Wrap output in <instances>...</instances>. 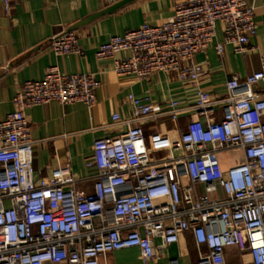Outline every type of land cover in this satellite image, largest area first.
I'll return each mask as SVG.
<instances>
[{
	"label": "built area",
	"instance_id": "obj_1",
	"mask_svg": "<svg viewBox=\"0 0 264 264\" xmlns=\"http://www.w3.org/2000/svg\"><path fill=\"white\" fill-rule=\"evenodd\" d=\"M13 1L0 0L6 15ZM253 17L245 0H184L162 25L142 24L96 49L95 58L111 61L117 76L147 82L160 74L196 90L191 105L170 100L162 108L129 95V117H111L124 130L92 144L89 193L78 190L83 181L68 165L34 179L25 113L51 102L91 109L99 81L52 67L40 80L23 82L14 111L0 122V264H99L128 249L155 264V251L186 233L196 247L190 264H227V250L238 253L239 264L245 256L264 264V55L258 71L226 80L221 96L197 87L205 72L192 62L214 44L217 28L218 57L226 46L245 55L257 30ZM49 47L56 57L83 55L70 32L52 37ZM182 115L189 116L184 129L154 159L141 124Z\"/></svg>",
	"mask_w": 264,
	"mask_h": 264
},
{
	"label": "crops",
	"instance_id": "obj_2",
	"mask_svg": "<svg viewBox=\"0 0 264 264\" xmlns=\"http://www.w3.org/2000/svg\"><path fill=\"white\" fill-rule=\"evenodd\" d=\"M119 0H14L8 15L0 6V122L14 111L13 99L23 82L40 80L45 71L56 67L63 75L94 74L100 83L95 92V104L88 109L83 104L62 106L55 102L35 105L26 113L30 127L33 151L34 179L49 178L55 166L68 165L72 174L81 179L80 192L91 191L89 170L85 163L91 155L92 144L97 139L111 137L125 127L113 126L111 117L121 119L130 115L127 97L150 98L158 107L170 100L191 105L195 90L186 82L172 81L164 75H154L144 82L132 76H117L111 61L97 60L96 49L116 35L137 29L142 24L160 26L172 17L176 5L184 0H135L128 6L97 18L72 33L83 55L56 57L49 47V40L61 33H68L75 24L103 11ZM264 0H245L254 9L253 21L257 27L249 41L245 55H237L233 47L226 46L222 56L214 51L215 42H221L217 28L214 44L193 57L201 65L204 75L198 88L212 95L224 94L223 83L232 76L245 78L259 70V58L264 55ZM128 56L119 55L118 58ZM188 115L177 122L160 117L154 122L141 124L147 151L156 160L164 157L168 141L178 138L185 127ZM160 246V241L155 240ZM227 264H239L238 253L225 251ZM196 259L192 235L186 233L179 242L158 252L155 264H190ZM246 264L249 258L243 257ZM99 264H144L137 249L121 250L99 260Z\"/></svg>",
	"mask_w": 264,
	"mask_h": 264
},
{
	"label": "water",
	"instance_id": "obj_3",
	"mask_svg": "<svg viewBox=\"0 0 264 264\" xmlns=\"http://www.w3.org/2000/svg\"><path fill=\"white\" fill-rule=\"evenodd\" d=\"M135 0H119L117 1L116 3L112 4L111 6L107 7L106 9H104L103 11L75 24L74 26H72L70 28V30L68 32H71L79 27H82L88 23H90L91 21L97 19V18H100L102 16H105V15H109L111 13H114L126 6H128L129 4L133 3Z\"/></svg>",
	"mask_w": 264,
	"mask_h": 264
}]
</instances>
